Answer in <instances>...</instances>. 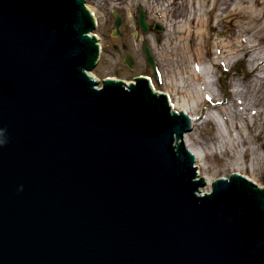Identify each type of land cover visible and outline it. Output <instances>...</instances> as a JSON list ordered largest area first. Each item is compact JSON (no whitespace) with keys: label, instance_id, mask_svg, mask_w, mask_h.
Returning a JSON list of instances; mask_svg holds the SVG:
<instances>
[{"label":"water","instance_id":"1","mask_svg":"<svg viewBox=\"0 0 264 264\" xmlns=\"http://www.w3.org/2000/svg\"><path fill=\"white\" fill-rule=\"evenodd\" d=\"M86 3L0 0V264H264V187L202 193L192 117L146 77L90 75Z\"/></svg>","mask_w":264,"mask_h":264},{"label":"rangeland","instance_id":"2","mask_svg":"<svg viewBox=\"0 0 264 264\" xmlns=\"http://www.w3.org/2000/svg\"><path fill=\"white\" fill-rule=\"evenodd\" d=\"M217 1L233 15L210 21L208 26L203 22L200 27L195 20H206L204 13L213 0H163L162 17L159 21L154 17L149 23L152 26L158 21L163 30L155 31L152 27L147 33L137 21L136 6L124 7L122 0L87 1L97 17L94 33L102 47L98 65L90 74L100 86L107 78L134 82L142 76L150 78L155 91L168 95L173 110L182 99L196 101L198 107L189 113L197 124L187 134L193 142L191 147L202 154L200 171L208 182L202 193L211 191L214 180L235 172L264 187V15L250 20L244 14L237 15L253 4L262 7L264 0ZM117 17L123 21L122 37L118 35ZM193 19V25L199 26L196 30L203 33L190 45L189 34L180 38L177 28ZM145 43L156 59L158 77L147 60ZM198 49L202 54L192 61L190 52ZM203 62L212 69L213 84L207 87L206 96L199 98L198 91L203 92L206 85L195 80L194 71L203 70ZM216 107L226 109L221 114L226 120L225 129L218 121L205 118L209 111L217 112ZM253 150L262 157L260 165L254 163Z\"/></svg>","mask_w":264,"mask_h":264},{"label":"bare ground","instance_id":"3","mask_svg":"<svg viewBox=\"0 0 264 264\" xmlns=\"http://www.w3.org/2000/svg\"><path fill=\"white\" fill-rule=\"evenodd\" d=\"M88 1V0H87ZM86 6L89 8V10L94 14V9L90 6H88V3H86ZM223 5H221V3L217 0H213L210 8L204 13L206 15V20L201 21L199 20L198 22L195 20L196 23H198V25L201 27L202 23L204 22V24H206L207 26L210 24V21H218V20H222L223 18L225 19L226 17H228L229 15H233V13H228V11L226 10V8H222ZM203 11H204V7L203 6ZM201 7L199 8V11H201ZM244 12H250V15L247 16L246 13ZM241 13H237V15H242L244 14L245 17L247 19L250 20V18L253 17H257L259 18L261 15H264V4L262 5V7H257V5L253 4L249 10L244 11ZM203 15V14H202ZM262 18L264 19V16H262ZM97 20V17H96ZM194 19L191 22H187V24H185L184 26H178L177 28V32H178V37L180 38H185V34H189V43L190 45L192 44L193 40L197 37H199L200 35L202 36V31H197L196 29L199 28V26L196 24V27L193 25ZM215 26L212 27V29H214ZM209 38V36H208ZM201 50H191L190 52V57L192 59V61H194L195 59H197V56H201ZM202 59V58H201ZM197 68V67H196ZM203 70L200 69H195L194 73L195 74V80L200 79L201 82L205 83L206 86H204L203 92L198 91V96L199 98H204V96H206L205 91L207 90V87L211 88V84H213V79H212V69L205 64L204 62L202 63V67ZM91 75V74H90ZM92 76V75H91ZM205 78V80H204ZM182 101V102H181ZM177 109L175 111H180V112H186L188 115H190V111L194 108H196V106L198 107L197 103L195 100H193L192 102L186 99H182L180 100V102H177ZM217 112L215 111H209L207 113V115H205V118H207V120L211 119L213 121H218V123L225 129L226 128V120L224 118L223 115H221L223 112H226L225 108H219L216 107L215 108ZM216 113V114H215ZM192 117V116H191ZM192 119L194 120V127L196 126L197 122H196V118L192 117ZM226 132V130H225ZM185 143L186 146L192 151V153H194L196 155V163L199 169V175L202 177V172L200 171L202 169V164H200V159H202V154L201 152L196 148L194 149L193 147H191L192 145V139L190 137V135L186 134L185 136ZM232 145H234L233 143H231ZM253 157H254V163L257 162V165L261 164L262 161V157L259 155V153L257 152V150H253ZM238 168L241 170V166L238 164ZM204 177V176H203ZM209 181V180H208ZM206 192H203V194Z\"/></svg>","mask_w":264,"mask_h":264},{"label":"flooded vegetation","instance_id":"4","mask_svg":"<svg viewBox=\"0 0 264 264\" xmlns=\"http://www.w3.org/2000/svg\"><path fill=\"white\" fill-rule=\"evenodd\" d=\"M158 2H159V0H122V4L124 7L134 5V7L136 6L138 8L136 10L138 12L137 21H138L139 25H140V18L143 15L148 26H149V30H151V28L153 27V29L155 31H158V30L161 31V30H163V27H162V25L158 24L157 22L162 17L163 0H160L159 5H158ZM168 2H171V0H168ZM169 6H171V5L169 4ZM157 8H160V9H157ZM171 12H172V9L170 8V13ZM154 17H156L158 19V21L154 23L155 25L150 26L149 23L151 20H153ZM157 26L162 27V29L161 30L158 29ZM140 27H141V25H140ZM141 29L144 32L142 27H141ZM144 33H147V32H144ZM118 35L122 37V34H118Z\"/></svg>","mask_w":264,"mask_h":264}]
</instances>
